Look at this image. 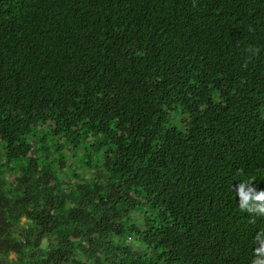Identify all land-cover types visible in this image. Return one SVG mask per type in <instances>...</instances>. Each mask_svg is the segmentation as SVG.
<instances>
[{
    "label": "trees",
    "instance_id": "trees-1",
    "mask_svg": "<svg viewBox=\"0 0 264 264\" xmlns=\"http://www.w3.org/2000/svg\"><path fill=\"white\" fill-rule=\"evenodd\" d=\"M256 195L264 0H0V264H248Z\"/></svg>",
    "mask_w": 264,
    "mask_h": 264
},
{
    "label": "clouds",
    "instance_id": "clouds-1",
    "mask_svg": "<svg viewBox=\"0 0 264 264\" xmlns=\"http://www.w3.org/2000/svg\"><path fill=\"white\" fill-rule=\"evenodd\" d=\"M236 186L235 184L232 186ZM249 217L240 221L248 227V234L252 241V254L248 264H264V202L260 196H254L249 203L242 206Z\"/></svg>",
    "mask_w": 264,
    "mask_h": 264
}]
</instances>
